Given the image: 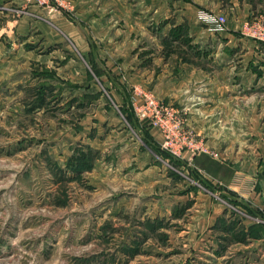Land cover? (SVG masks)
Listing matches in <instances>:
<instances>
[{"label": "rangeland", "instance_id": "rangeland-1", "mask_svg": "<svg viewBox=\"0 0 264 264\" xmlns=\"http://www.w3.org/2000/svg\"><path fill=\"white\" fill-rule=\"evenodd\" d=\"M60 1L64 5L56 0L48 4L30 1L38 8L27 23L29 31L24 24L21 30H26L25 34H0V264H264V240L253 238L264 237V220L253 218L249 208L230 206L231 216L218 220L203 240L201 235L189 237L185 218L160 217L153 207L144 218L133 203L131 207L109 208L106 216L101 214L108 203L122 198L147 200L165 188H178L179 193L192 186L212 188L193 157L220 155L187 124L181 110L184 130L211 152L192 153L184 148L181 154H173L162 146L163 135L161 141L155 140L148 123L136 115L141 141L136 136L132 141L115 135V128L120 129L124 122L120 112L110 109V96L119 97V75L112 71L114 78L105 79L106 69H111L93 64L96 79L87 70L89 65L75 58L79 54L62 34L59 48L47 46L54 36L47 38L41 30L49 19L46 13L67 8L71 15V1ZM3 5L0 3V28L11 23L10 17L30 13L27 4ZM261 18L256 16L247 23ZM18 40L26 41L24 46L10 48L9 41ZM173 46L164 45L166 55L176 51L193 62V68L219 71L210 57L212 51L201 58ZM183 69L178 65L176 71ZM261 97L264 99L258 96L257 100ZM128 105L125 102L120 109L134 124L130 115L126 117V108L122 110ZM241 117L243 125L249 114ZM225 132L226 144L234 140L230 147L240 149V170L264 167L263 125L244 126L237 132L225 128ZM186 141L175 138L174 147L178 150ZM249 155L254 159L247 160ZM223 156L227 158L226 153ZM251 220L253 224H249ZM250 229L257 236H251Z\"/></svg>", "mask_w": 264, "mask_h": 264}, {"label": "crops", "instance_id": "crops-1", "mask_svg": "<svg viewBox=\"0 0 264 264\" xmlns=\"http://www.w3.org/2000/svg\"><path fill=\"white\" fill-rule=\"evenodd\" d=\"M68 1H71V15L66 12L67 8L47 13L44 11L46 8H43L49 19L46 20V27L41 30L48 34L47 38L50 34L54 36L47 46L55 45L59 48V34L63 38L65 36L68 45H72L79 54L75 58H79L84 65H89L86 68L96 79L99 77L91 68L93 64L111 69H106L103 76L105 79L109 76L114 78L113 72L119 75L122 82V85L116 86L119 97L116 94V99L110 96L113 105L110 109L120 112L125 120L123 119L120 129L115 128L114 134L120 137L124 135L132 141L134 136L137 139L142 137L140 128H136V123H129L120 109L125 102L128 105L132 89L138 87L151 90L159 98L181 110L187 124L220 155L216 158L204 153L193 157L201 176L212 188L192 186L184 188L185 192L180 193L178 188L153 190V193H159L147 200L144 197L141 200L122 198L108 203L106 211L101 214L106 216L109 208L131 207L133 203L140 208V216L144 218L150 215V207H153L160 217L165 214L167 219L185 218L188 229L185 232L191 239L201 235L202 240L208 238L210 228L218 220L231 216L233 210L226 201L235 205L236 209L249 208L253 218L264 220V167L252 172L240 170V149L230 147L234 140L227 145L226 136H223L226 134L225 128L237 132L244 126H264V99L261 97L257 100L258 96L264 97V42L246 35L248 20L259 15L264 17V0ZM0 3L4 7L27 4L30 11L27 13L29 15L10 17L11 23L2 26L0 34L4 31L25 34L26 30H21L24 24L29 31L27 23L33 16V10L38 8L37 5L28 0H0ZM206 10L225 14L226 27L223 30L212 29L200 18V13ZM25 42L9 41L10 48L21 49ZM166 43L174 45V50L179 45V48L188 49L187 54L194 52L201 58L207 53L210 55L212 51L210 57L219 65V71L207 73L201 67L193 68L194 63L179 57L176 51L168 52L167 56L164 47ZM64 47L69 51L68 47ZM234 53L237 56H233ZM208 58L209 56L206 59ZM178 65L184 66L181 72L176 71ZM257 66L261 68L259 73ZM86 68L85 73H82L83 77L86 75ZM118 98L123 102L121 100L118 104ZM242 113L249 114V119H245L243 125ZM109 123L112 125L113 122ZM148 130L155 140L161 141L162 134L158 128L148 126ZM128 149L131 151L133 146ZM224 153L227 158L223 156ZM250 159L254 158L249 155L247 160ZM152 167L153 171H157L156 165ZM228 198L230 200H226ZM235 214L237 212L234 211ZM253 223V220L249 222ZM253 238L264 240V237Z\"/></svg>", "mask_w": 264, "mask_h": 264}, {"label": "built area", "instance_id": "built-area-1", "mask_svg": "<svg viewBox=\"0 0 264 264\" xmlns=\"http://www.w3.org/2000/svg\"><path fill=\"white\" fill-rule=\"evenodd\" d=\"M39 4H48L52 0H29ZM59 5H64L62 1L56 0ZM200 18L209 24L214 30H223L226 27L227 16L214 11L201 12ZM246 32L253 38L264 42V18L255 19L246 24ZM131 106L135 115L143 123L147 122L149 126L158 127L163 135L162 146L169 149L173 154H181V150L195 152H211L202 141L192 136L191 132L184 130L183 119L178 108L166 104L149 90L135 87L130 97ZM175 138L186 141L179 151L174 147ZM195 138V139H194ZM185 139V140H184ZM176 144V143H175ZM230 206L231 203L226 201Z\"/></svg>", "mask_w": 264, "mask_h": 264}, {"label": "trees", "instance_id": "trees-1", "mask_svg": "<svg viewBox=\"0 0 264 264\" xmlns=\"http://www.w3.org/2000/svg\"><path fill=\"white\" fill-rule=\"evenodd\" d=\"M129 101H130V99H129ZM126 108V111H127V118H129V116L128 115H130L131 116V118L132 119H134L135 120V122H133L134 124L136 123V117H135V113H134V110H133V108H132V106H131V102H129V105H128V107H124L123 106V108H122V110L125 112V109ZM250 234L251 235H253V236H257L256 234H254L253 232H252V229H250Z\"/></svg>", "mask_w": 264, "mask_h": 264}]
</instances>
